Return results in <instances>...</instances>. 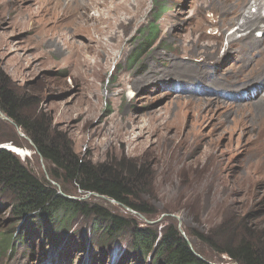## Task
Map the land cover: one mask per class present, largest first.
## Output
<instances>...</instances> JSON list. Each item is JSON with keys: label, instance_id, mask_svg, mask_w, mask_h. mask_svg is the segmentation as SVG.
Masks as SVG:
<instances>
[{"label": "rangeland", "instance_id": "rangeland-1", "mask_svg": "<svg viewBox=\"0 0 264 264\" xmlns=\"http://www.w3.org/2000/svg\"><path fill=\"white\" fill-rule=\"evenodd\" d=\"M85 1L0 0V72L24 99L23 112L78 157L128 174L131 198L151 213L137 214L71 185L68 196L133 216L139 226L158 231L171 220L183 234L189 229L218 244L251 238L264 247V19L259 27L239 29L246 15H264V5L254 7L255 0H128L132 14L138 10L140 15L125 19L114 9L123 22L111 30L121 36L112 42L104 35L98 45L87 30L96 13L87 9L82 15ZM122 1L105 0L98 8L108 13ZM156 8L163 10L159 37L132 63L138 31L151 22ZM250 31L258 35L255 40ZM216 48L215 54L209 50ZM11 128L21 136L0 116V148L10 144L1 138ZM20 143L29 152L19 155L27 169L48 178L47 165L30 141L23 137ZM9 220V201L0 191V231L10 228ZM89 222L79 218L66 245L46 261L59 264L58 253L68 246V264H118L128 233L102 250ZM29 242L0 252V264H46L37 235L31 234ZM190 243L209 256L210 264H233L195 239Z\"/></svg>", "mask_w": 264, "mask_h": 264}, {"label": "trees", "instance_id": "trees-1", "mask_svg": "<svg viewBox=\"0 0 264 264\" xmlns=\"http://www.w3.org/2000/svg\"><path fill=\"white\" fill-rule=\"evenodd\" d=\"M162 13L163 10L156 8L151 22L138 31L141 38L130 54L132 63L141 59L157 41L158 19ZM5 81L0 72V111L31 140L30 149L46 163L48 178L34 175L18 154L0 148V191L9 201L10 212V228L0 231V252L11 250L17 244L31 246L29 238L34 234L38 237L44 262L49 264L46 260L60 245H66L67 233L70 236L74 231L72 227L82 218L90 220L91 237L102 250H110L124 233H128L129 240L118 264H210L205 252L194 243L189 244L191 239L214 249L217 255L225 256L232 263L264 264V247L251 238L231 237L218 244L208 235L189 229H184L182 234L171 220L158 231L150 225L139 226L133 216L124 217L88 200L68 198L67 187L71 185L82 194L104 196L139 214L151 213L146 204L131 198L133 188L128 174L78 157L48 128L23 112L24 99ZM22 139L13 128L1 138L18 148L22 147ZM62 250L58 253V263H71L68 246Z\"/></svg>", "mask_w": 264, "mask_h": 264}, {"label": "bare ground", "instance_id": "bare-ground-1", "mask_svg": "<svg viewBox=\"0 0 264 264\" xmlns=\"http://www.w3.org/2000/svg\"><path fill=\"white\" fill-rule=\"evenodd\" d=\"M92 1V0H91ZM87 2H89V0H86L84 3H82V9H84V12L82 13V15L83 14H88L87 13V9H93V10H95V15L94 16H92L91 17V19H93V21H92V23H91V27L89 28L88 27V31H89V35H90V37H91V39H92V41L95 43V44H98L99 43V41H100V38L103 36L104 37V35H107L108 36V39L107 40H110V41H112L113 42V40L115 39V38H117V39H119L120 38V34L117 32V31H112L111 30V28H112V26L111 25H115V24H121L122 22H123V19L120 17V15H116V14H114L113 12L117 9L118 11H120V13H122L121 15H124V17L123 18H125V19H127V18H129L130 20H135L139 15H140V12H138V10H137V12L136 13H133L132 14V12H131V10H129V2H128V0H123L121 3L119 2L117 5H116V3H115V6H113V10L112 11H110V12H108V13H104V12H101L100 10H99V4H105V0L102 2L101 0L99 1L98 0V2H97V0H93L92 1V3H91V5H87ZM128 2V3H127ZM139 2V1H138ZM231 2V1H230ZM234 2V1H233ZM235 2H236V0H235ZM107 3V2H106ZM135 3H137V2H135ZM113 4V3H112ZM132 4V3H131ZM139 4V3H138ZM228 4V3H227ZM110 5V4H109ZM114 5V4H113ZM264 5V2L262 1V0H255V2H254V7L256 6V7H261V6H263ZM73 7H74V5H72ZM72 7V8H73ZM131 7V6H130ZM234 7V6H233ZM253 7V6H252ZM70 8V7H69ZM105 8H107V6H105ZM104 8V9H105ZM111 8V7H110ZM68 9V8H67ZM115 9V10H114ZM135 9V8H134ZM141 9V8H140ZM231 9V8H230ZM73 10H71V12H72ZM104 11V10H103ZM117 11V12H118ZM225 11V10H224ZM229 11V10H228ZM259 11V10H258ZM230 12H232V11H230ZM226 13V12H225ZM70 14H72V13H70ZM69 14V15H70ZM110 14H114V15H116V16H114V19H113V21H108V20H111V18H110ZM227 14V13H226ZM67 15V14H66ZM78 15V14H77ZM90 15V14H89ZM231 15V14H230ZM55 16V15H54ZM127 16H129V17H127ZM63 17V16H62ZM113 17V16H112ZM87 18V17H86ZM245 19H246V21L247 22H241L240 24H239V29L240 28H244V27H247V28H252V27H256V26H258L259 25V19H264V15L263 14H248V15H246V17H245ZM234 20V18L233 17H231V18H227L226 19V21H229V22H231V21H233ZM89 21H90V19H89ZM126 21V20H125ZM83 22V21H82ZM107 22V27L106 28H104L102 25H104L105 23ZM85 24V23H84ZM77 25V24H76ZM88 25V24H87ZM118 26V25H117ZM120 26V25H119ZM124 26V25H123ZM259 27V26H258ZM126 28V27H125ZM121 29V28H120ZM101 30V31H100ZM117 30V29H116ZM260 31V30H259ZM179 33V32H178ZM250 36H252L251 38H253L254 40L256 39V37H258V35L256 36V37H254V35H253V33L250 31ZM180 35V34H179ZM86 40V39H85ZM234 42H235V39H232L231 41H230V43H229V49H230V47L231 46H233V44H234ZM71 43V42H70ZM83 44H84V42H83ZM100 44V43H99ZM98 44V45H99ZM110 46V45H109ZM215 47H217V46H215ZM74 49H75V51L76 52H81L80 51V49H79V47L77 46V45H75L74 47H73ZM72 48V49H73ZM210 48V47H209ZM103 49V48H102ZM183 49H185L184 47H183ZM232 49V48H231ZM213 54H215V53H217V51H218V48H216L214 51H212L211 49H209ZM228 50V49H227ZM74 53V52H73ZM209 54V53H208ZM73 55V54H72ZM73 57H75V55H73ZM8 148L9 147H11V149H9V150H13V149H15V150H17L18 151V153H20L22 156L24 155V156H27L28 154H29V152L27 153V151L25 150V149H21V148H18V147H16V146H14V145H12V144H8V145H6ZM13 148V149H12ZM15 152V151H14Z\"/></svg>", "mask_w": 264, "mask_h": 264}, {"label": "water", "instance_id": "water-1", "mask_svg": "<svg viewBox=\"0 0 264 264\" xmlns=\"http://www.w3.org/2000/svg\"><path fill=\"white\" fill-rule=\"evenodd\" d=\"M0 116L1 117H4L5 119H8L1 111H0ZM21 134V136H23V137H25L27 140H29L30 141V143L32 144V142H31V140L30 139H28L24 134H22V133H20ZM7 145V144H6ZM9 148H11V147H9ZM13 149V148H12ZM13 151H15V153L16 154H18V155H20L21 156V154L20 153H18V151L17 150H15V149H13ZM67 197L68 198H71L70 196H68L67 195ZM111 200V199H110ZM114 201V200H113ZM115 202V201H114ZM117 203V202H116ZM127 208V207H126ZM129 210H131L130 208H128ZM131 211H133V210H131ZM133 212H135V211H133ZM135 213H137V212H135ZM137 214H139V213H137ZM183 234V233H182ZM189 244H190V242H189ZM233 264H236V263H233Z\"/></svg>", "mask_w": 264, "mask_h": 264}]
</instances>
